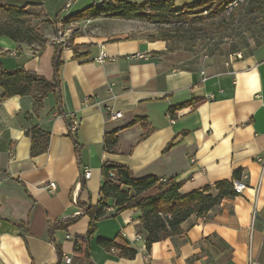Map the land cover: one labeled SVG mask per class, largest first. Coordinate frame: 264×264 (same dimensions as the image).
Listing matches in <instances>:
<instances>
[{"label":"crops","instance_id":"0c3cea01","mask_svg":"<svg viewBox=\"0 0 264 264\" xmlns=\"http://www.w3.org/2000/svg\"><path fill=\"white\" fill-rule=\"evenodd\" d=\"M67 1L0 0L39 13L46 25L42 45L0 36L4 68L23 67L52 80V57L60 46L52 38ZM101 1L74 0L62 13L67 36L81 25L90 34L69 36L60 46L59 84L39 105L32 93L3 98L0 86V264H264V164L256 159L264 151V29L240 44L197 34L160 39L165 31L138 20L64 21ZM173 1L180 7L199 0ZM102 46L107 57L98 62ZM138 53L145 58H136ZM115 111L121 116L110 119ZM74 120L78 128L71 134ZM32 127L49 133L46 151L34 156L27 134ZM113 130L116 151H107L104 137ZM105 162L127 166L135 178L172 179L180 195L232 180L235 171L246 174L245 187L207 215L192 214L181 234L149 250L140 211L114 214L109 207L95 222L89 255L76 254L73 239L87 233L85 207L100 199ZM83 168L90 171L87 179L80 176ZM49 182L56 184L53 191ZM67 219L74 220L66 229L49 233L50 224ZM121 234L136 252L132 258L97 243Z\"/></svg>","mask_w":264,"mask_h":264},{"label":"trees","instance_id":"16d2710c","mask_svg":"<svg viewBox=\"0 0 264 264\" xmlns=\"http://www.w3.org/2000/svg\"><path fill=\"white\" fill-rule=\"evenodd\" d=\"M233 0H199L176 7L173 0H149L136 2L132 0H102L85 9L64 18L79 20L100 16L156 22L163 25L182 24L190 20L192 14L210 11L208 17H218L225 11V7ZM257 1V0H251ZM242 4V3H241ZM29 12L25 7L0 5V36H7L16 42L37 43L42 45L46 38L31 24ZM196 17V16H195ZM160 39H174L176 37L194 36L197 30H181L174 27L166 30ZM191 31V32H189ZM76 53V48H73ZM60 46L52 57L53 78L51 81L33 71L17 67L6 69L0 61V86L3 89V98L13 95L33 94L35 105H39L48 90L55 89L59 84V69L62 65ZM39 91L33 92V88ZM198 101V100H197ZM183 105V104H182ZM118 130L105 134L104 148L107 151H116ZM31 137V155L45 152L48 146L49 133L38 127L27 130ZM72 134V132H71ZM36 135L41 140H36ZM75 146L78 148V142ZM100 199L95 205L85 207L90 222L85 236L74 238V253L88 256L89 240L95 231V222L101 218L109 207L114 208V214L121 211L137 208L140 211L139 221L145 231L144 243L149 250L152 243L165 238L179 235L183 232L181 224L192 214L205 216L217 206L224 197L234 196L233 180L239 178V171H235L232 180H222L180 195V184L172 179L162 181L154 175L135 178L131 170L121 164L105 162L101 167ZM74 219L58 221L49 225V233L56 229H66ZM116 236L108 240L98 238L97 243L108 250H115L121 257L132 258L135 250L127 242ZM59 257L60 248L57 247Z\"/></svg>","mask_w":264,"mask_h":264},{"label":"rangeland","instance_id":"374dc122","mask_svg":"<svg viewBox=\"0 0 264 264\" xmlns=\"http://www.w3.org/2000/svg\"><path fill=\"white\" fill-rule=\"evenodd\" d=\"M242 3V4H241ZM210 11H203L199 14H192L189 21H185L182 24L175 25H163L156 22L139 21L142 27L161 33L166 30L179 27L181 30H197L198 36H203V39L219 41L223 40H235L238 43H244L246 39H249L254 34H259L264 29V0H243L238 3L237 6L232 9H228L220 14L218 17H208ZM29 19L31 24L35 26L39 33L43 32L45 28V21H42L39 13H29ZM196 16V17H195ZM69 24V22H68ZM191 32V31H189ZM66 35L65 42L67 43L74 35H88L90 34V28L88 25H81V27H72L69 33ZM55 35V34H54ZM205 37V38H204Z\"/></svg>","mask_w":264,"mask_h":264},{"label":"built area","instance_id":"2783aa9c","mask_svg":"<svg viewBox=\"0 0 264 264\" xmlns=\"http://www.w3.org/2000/svg\"><path fill=\"white\" fill-rule=\"evenodd\" d=\"M74 0H68L65 5L63 6V8L61 9V11L59 12V14L57 15L56 17V21L57 23H59V27L57 29V32L55 33V35L53 36L52 38V42L54 44H58L60 46H63L66 44L65 42V37H66V33L62 30L61 27V23H62V13H64V10L65 9H68L69 7H71L72 3H73ZM233 5H237V2H229L228 4V7H225V12L227 13V8H231V6ZM136 58H145V56L143 54H135L134 55ZM238 57H240V55L238 54L237 55ZM107 57L106 55V52L104 50V47L102 46L100 51H99V54L97 55V57L95 58L96 61L98 62H102L105 60V58ZM121 116V112L120 111H115V112H112L109 114V118L110 119H116L118 117ZM78 128V122L77 121H73L72 122V125L70 126V131L73 133L77 130ZM257 161L260 162L261 164H264V151L263 153H261L260 155L257 156ZM80 176L81 178L83 179H87L89 178L90 176V171L89 169L87 168H83L81 170V173H80ZM245 178H246V174L245 173H242L241 176L235 180H233V190L236 192V193H241L242 190L244 189L245 187ZM46 188L49 189V191H53L55 188H56V184L54 182H49L47 185H46ZM139 237V236H138ZM66 261L67 262H70V258H66ZM249 264H259L258 262L250 259L249 260Z\"/></svg>","mask_w":264,"mask_h":264},{"label":"bare ground","instance_id":"6f19581e","mask_svg":"<svg viewBox=\"0 0 264 264\" xmlns=\"http://www.w3.org/2000/svg\"><path fill=\"white\" fill-rule=\"evenodd\" d=\"M241 1H243V0H233L232 2H237V5H238V3H240ZM237 5H233V6H231V8H227V12H228V9H232L233 7H235Z\"/></svg>","mask_w":264,"mask_h":264}]
</instances>
